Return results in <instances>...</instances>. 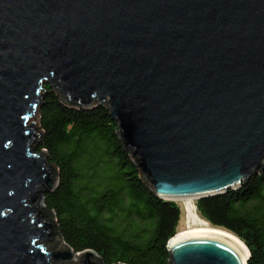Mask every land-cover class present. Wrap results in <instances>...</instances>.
I'll list each match as a JSON object with an SVG mask.
<instances>
[{
  "label": "water",
  "instance_id": "1",
  "mask_svg": "<svg viewBox=\"0 0 264 264\" xmlns=\"http://www.w3.org/2000/svg\"><path fill=\"white\" fill-rule=\"evenodd\" d=\"M44 86L67 109L104 106L158 199L237 190L264 169V0H0V264H102L41 206L58 186L36 151ZM166 248L167 264L249 260L209 229Z\"/></svg>",
  "mask_w": 264,
  "mask_h": 264
},
{
  "label": "trees",
  "instance_id": "2",
  "mask_svg": "<svg viewBox=\"0 0 264 264\" xmlns=\"http://www.w3.org/2000/svg\"><path fill=\"white\" fill-rule=\"evenodd\" d=\"M107 114L104 106L67 109L43 87L36 151H45L58 169L56 190L44 195L45 211L54 212L56 231L74 253L92 251L102 264H167V241L178 234L181 208L158 199L140 179ZM195 207L209 227L244 244L247 264H264V169Z\"/></svg>",
  "mask_w": 264,
  "mask_h": 264
},
{
  "label": "rangeland",
  "instance_id": "3",
  "mask_svg": "<svg viewBox=\"0 0 264 264\" xmlns=\"http://www.w3.org/2000/svg\"><path fill=\"white\" fill-rule=\"evenodd\" d=\"M39 125V124H38ZM37 125V130H36V134H39L40 133V126ZM193 203V206L195 208V213H196V207H195V201H192ZM177 204L180 206L181 208V211H182V219H181V222L179 223V226H178V233L180 232H183V231H187V230H190V229H197V228H203L204 227V224H202L201 222H195V223H192V222H188V214H187V205H186V202H183V201H178ZM42 208L44 206V202L43 204H41ZM53 222H55L53 220ZM205 224L208 226V224L205 222ZM63 243L62 242H57L56 240L54 242H49L48 243V249L50 250H56L57 248H59L60 246H62ZM64 264H78L76 261H69V262H65Z\"/></svg>",
  "mask_w": 264,
  "mask_h": 264
},
{
  "label": "bare ground",
  "instance_id": "4",
  "mask_svg": "<svg viewBox=\"0 0 264 264\" xmlns=\"http://www.w3.org/2000/svg\"><path fill=\"white\" fill-rule=\"evenodd\" d=\"M180 202V201H179ZM183 202H186V205H187V216H188V222H192V223H195V222H201L202 224H204V227L203 228H197V229H209V230H215V231H219V232H222V233H225V234H228L230 236H232L233 238H235L236 240H238L236 237H234L233 235H231L230 233L228 232H225L223 230H219V229H214L212 227H209L205 224V222L203 220L200 219V217L197 216V214L195 213V208L193 206V203L191 200H188V201H183ZM197 229H190V230H197ZM190 230H187V231H190ZM239 241V240H238ZM243 246L244 244L239 241ZM245 247V246H244Z\"/></svg>",
  "mask_w": 264,
  "mask_h": 264
}]
</instances>
